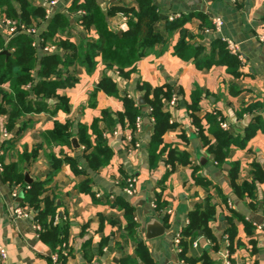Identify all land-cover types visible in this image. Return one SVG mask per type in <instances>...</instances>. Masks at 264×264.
<instances>
[{"label": "crops", "instance_id": "crops-1", "mask_svg": "<svg viewBox=\"0 0 264 264\" xmlns=\"http://www.w3.org/2000/svg\"><path fill=\"white\" fill-rule=\"evenodd\" d=\"M48 1L29 0L46 14L30 27L37 30L35 37L29 36L32 42L36 38L43 39V47L53 44L45 34L56 15L69 22L64 39L77 46L97 41V26L85 28L79 21L86 10H73L75 3L81 5L85 0H57L53 7H48ZM94 1L107 32L119 38L130 32V15L116 10L138 11L136 0ZM151 2L160 16L154 25L160 41L147 51L139 49L143 52H137L124 68L126 76L108 55L73 64L67 71L69 80L56 92L66 103L57 96L48 99L42 112L26 114L11 132L6 129L8 115L0 114V160L5 165L18 162L25 178L28 173L33 182L50 181L45 195L57 196L56 224H69L66 264H144L137 254L140 243L155 264H182L176 240L189 224V214L208 198L216 206L209 224L214 240L199 237L188 249L187 258L195 264H203V257L213 264H225L228 252L231 264H264V229L255 227L264 224V43L259 41L264 33V0ZM214 18L222 19L221 31L207 33ZM1 19L0 32L7 45L11 41L6 42ZM181 21V27L171 26ZM225 39L241 48L243 61L238 72L217 47ZM179 45L186 48L178 53ZM42 48H35L39 58L47 55ZM55 53L65 54L59 48ZM107 77L117 83L118 97L98 89ZM138 85L170 88L174 92L171 100H178L176 105L171 100L165 103L164 111L171 114L176 126L165 135L157 154L166 151L153 165L154 119ZM1 91L11 92L10 85L0 84ZM126 95L135 101L140 95L145 101L142 106L136 102L142 108L137 134L127 122L121 124V99ZM216 114L227 125L221 140L227 157L222 163L214 160L200 134L202 131L214 146L219 144V135L211 127ZM97 132L102 133L111 155L106 165L92 170L86 156L97 148ZM171 149L187 153L190 163L171 166L167 163ZM1 167L0 163V244L7 251V264H56L33 217L15 214L23 195L13 198L14 186L4 180ZM129 178L136 179L133 196L123 188ZM121 199L133 214L119 204ZM129 220L139 225L134 239L127 235ZM152 220L161 222L165 233L147 239L145 229Z\"/></svg>", "mask_w": 264, "mask_h": 264}, {"label": "trees", "instance_id": "trees-1", "mask_svg": "<svg viewBox=\"0 0 264 264\" xmlns=\"http://www.w3.org/2000/svg\"><path fill=\"white\" fill-rule=\"evenodd\" d=\"M53 1V0H49ZM138 11L127 7H119L116 11L123 15H130L131 30L128 34L119 38L115 34L107 32L105 19L98 13V5L94 0H85L81 5L74 4L73 10H86V14L80 17L79 21L85 28L96 25L98 29V39L94 43H88L77 46L64 39L69 34V22L62 16L56 15L49 26L46 38L51 40L54 45L64 51L61 54H47L38 57L37 50L32 46L31 37L25 34H17L9 44L5 45L0 32V52L8 51L10 56L0 55V84H9L11 92L1 91L0 93V114H7L9 122L6 129L11 132L15 129L16 124L26 114L40 113L46 106V101L57 96L61 103H66L65 97H58L57 90L65 85L68 81V68L73 64L83 63L86 60H93L98 55H108L118 63L121 75L126 76L124 68L130 64L135 54L141 50H148L155 43L159 42L161 36L154 32V25L160 20L156 6L151 0H136ZM45 10L42 7L33 6L29 0H0V18H7L25 27L34 26L37 21L45 18ZM175 22V21H174ZM179 23V25H178ZM183 21L176 22L175 27H181ZM212 25L207 27L210 29ZM69 38V37H68ZM183 46V47H182ZM177 47V52H181L184 45ZM218 49L222 55L229 59L232 68L238 72L242 62L235 56L231 55L225 42H219ZM142 48V49H141ZM141 49V50H139ZM143 52V51H141ZM195 57H197L195 55ZM98 89L106 94L118 97L119 90L117 83L111 78H104L98 84ZM138 90L144 94L147 106L151 110V116L154 119V129L151 141L150 157L152 165L160 158L166 150L165 148L157 154V150L164 144L165 135L175 128L172 122V116L169 112L164 111L167 101H170L174 92L170 88H151L148 85H138ZM124 113L120 114L121 124L129 125L135 130L136 120L142 117V108L136 105V101L127 95L122 97ZM196 102V100H195ZM196 109V106L192 108ZM216 114L211 120V127L215 135H219L217 141L219 144L214 146L212 142L201 131V138L210 154L214 155L217 163H222L226 157V144H222V138L226 137L221 128V120ZM195 123L199 125L198 119ZM4 127V126H2ZM1 127V128H2ZM21 129V126H20ZM202 130V128H200ZM98 144L95 152L86 156L89 168L98 170L103 167L110 157V151L106 145L105 139L101 132H97ZM55 158V156H51ZM66 161L72 162L69 158ZM3 168V178L12 186H21L23 201L21 207L29 209L33 222L40 225L39 231L41 239L50 246L53 255H58L60 264H66L68 257L62 253L69 250L68 235L69 224L64 221L62 225L56 224L58 220L57 196H46V185L50 182L35 181L30 185L25 184L24 171L18 162L5 165L3 159L0 160ZM167 163L175 166L176 163L187 165L190 163L189 156L185 152L171 149L168 152ZM262 180V178H258ZM125 184H123V188ZM119 204L126 207L129 214H133L132 209L122 199ZM162 206V204H159ZM216 214V206L211 198L198 205L194 211L189 214V224L183 230L179 244L180 257L188 264H195L194 261L187 258L188 249L193 246L199 237L214 240V235L210 228V222ZM139 225L134 220H129L126 231L128 237L134 239L137 236ZM232 233V232H230ZM232 240V234H231ZM231 251L233 248L231 247ZM70 254V250H69ZM137 254L144 264H155L150 256L147 247L142 243L137 248ZM203 264H213L208 257H203Z\"/></svg>", "mask_w": 264, "mask_h": 264}, {"label": "built area", "instance_id": "built-area-1", "mask_svg": "<svg viewBox=\"0 0 264 264\" xmlns=\"http://www.w3.org/2000/svg\"><path fill=\"white\" fill-rule=\"evenodd\" d=\"M57 3H58L57 0L48 1V7L56 6ZM50 11H51L50 9L47 10V12H50ZM1 22L6 26L7 35H8L7 38H6V42L7 43H9L19 33L27 34L28 36H32V37H35L37 35V30L35 28H29V27H25V26H22V25H18V23H16L15 21H12V20L7 19V18L1 19ZM212 24H213V28L212 29H206L207 33L211 32V31H216V32L221 31V28L223 26V21H222L221 18H214L213 21H212ZM259 41L261 43H264V33H262L259 36ZM224 42L226 43L227 48H228L229 52L231 53V55L237 57L242 62L243 61V56L241 54L240 46L237 43H235L234 41L229 40V39H225ZM43 45H44L43 44V39H40L39 41H37L36 38H35L33 40V42H32V46L34 48H37V47H41L42 48ZM57 50H58V47L56 45H54V44L46 45V46H44L42 48V51L45 54H54L55 52H57ZM128 97H130V96H128ZM177 102H178L177 97H174L170 101V104L171 105H176ZM141 123H142V117H138L137 120H136V128H135V133L136 134L141 131ZM220 125H221L222 129H224V130L227 129V125L225 123L221 122ZM3 136L5 138H7L9 136L8 132L4 131L3 132ZM136 146H139V143H137ZM136 191H137L136 179L135 178L127 179L126 185H125V188H124L125 194H127L129 196H133V195L136 194ZM22 195L23 194H22L21 186H19V185L18 186H14V190H13V194H12L13 198L14 199H19V198L22 197ZM15 214L18 217H24V218L31 217V213H30L29 209L23 208V207H20V206L16 207ZM255 227L257 229H259V230H263L264 229V224L256 225ZM35 229L37 231H40L41 230L40 225L35 224ZM180 241H181V237L177 238L176 243L180 244ZM62 254L65 257L68 256V253H67L66 250H64ZM7 259H8L7 251L0 244V264H7ZM52 260H53V262H55L57 264L58 260H59L58 255H53L52 256ZM182 264H188V263L183 261ZM225 264H231L230 261H229L228 252H227V254L225 256Z\"/></svg>", "mask_w": 264, "mask_h": 264}, {"label": "water", "instance_id": "water-1", "mask_svg": "<svg viewBox=\"0 0 264 264\" xmlns=\"http://www.w3.org/2000/svg\"><path fill=\"white\" fill-rule=\"evenodd\" d=\"M0 55H5L8 57V56H10V52L5 50V51L0 52ZM136 102L139 106L145 105V101H144L143 97L140 95L137 96ZM74 143H75V141H74ZM25 175H26V178H25L26 184L27 185L32 184L33 179L29 176L28 173H26ZM20 201H22V199H20ZM145 232H146L147 239L161 237L165 233V227L161 222H159L157 220H152L146 226Z\"/></svg>", "mask_w": 264, "mask_h": 264}]
</instances>
